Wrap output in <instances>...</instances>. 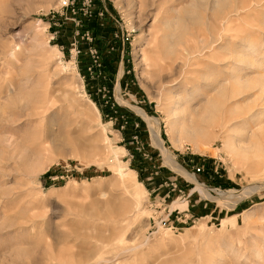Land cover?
Segmentation results:
<instances>
[{
	"label": "rangeland",
	"instance_id": "1",
	"mask_svg": "<svg viewBox=\"0 0 264 264\" xmlns=\"http://www.w3.org/2000/svg\"><path fill=\"white\" fill-rule=\"evenodd\" d=\"M217 1L0 0V264H264V0ZM236 70L244 131L185 138Z\"/></svg>",
	"mask_w": 264,
	"mask_h": 264
},
{
	"label": "bare ground",
	"instance_id": "2",
	"mask_svg": "<svg viewBox=\"0 0 264 264\" xmlns=\"http://www.w3.org/2000/svg\"><path fill=\"white\" fill-rule=\"evenodd\" d=\"M217 2H219V1H217ZM191 12H193V11H191ZM174 19H176V18H174ZM165 22L171 23L170 20H167ZM180 26H181V21L180 20L176 21V23L174 24V32H175V30L179 29ZM184 27L185 26H183V28ZM171 35L175 36L176 33H172ZM171 39H173V38H171ZM251 47H253V49H254L255 46L251 45ZM254 52H255V49H254ZM192 53L193 52L191 51L190 47L186 46L184 49V55L186 56V58H190ZM238 56L243 57L241 59L242 62L249 63L250 65H254L255 63H258V65L263 67V69H264V63H262V62L259 63L258 60L252 61L244 53L243 54L239 53ZM239 72H240V70H236L235 74L232 73V80H234L235 85H237L239 87L238 93L236 95H233V94L228 95V90H229L228 81L216 83V79H212L211 82L208 81L207 82L208 84L205 87L203 86L204 88L197 89V88H195L196 86L189 88L188 90H186V92H184L185 94L180 100L177 99V97L180 95L179 92L170 91L167 98L169 100H172L171 102H173L172 106L170 108V112L175 117L172 120V124L174 126H176V125L180 126V130H181V132L185 138H188L192 142L197 144L198 143L197 139L199 137H205L206 138L210 134L212 135L211 127L214 128L213 133L215 135H218V136H221V133H225V131H227V130H230V131L236 132V133H240V131L243 129V127L236 126L234 124H238L239 122L240 123L242 122L241 123L242 125L246 124L247 119H248V116L246 113H248L249 111H252L253 107H251L248 112H244L243 108L240 107L239 103H235L232 105L229 103L230 99H232L233 97H235L239 94H242L243 93L242 88H246L248 85V80H246L244 78V76L240 75ZM209 91H210V93H212L214 91L216 93V96H213L212 94H208V96H207L206 94ZM260 92H262V93L264 92V79L262 81V87L260 89ZM205 96H207V98L202 99V98H205ZM242 96H243V94H242ZM244 101H247V100L245 99ZM253 101L255 102V100H253ZM250 117L253 120H259L261 117H264V109L260 108L259 110L252 112ZM259 123H261V122H259ZM201 124H206V127L201 126ZM242 131H244V130H242ZM207 140H209V139H207ZM224 141H225L224 142L225 146L228 147L233 152H235L236 154H238L239 152L243 153V154L248 153V151H246L247 150L246 146H245V148H243L241 146V144L239 143V141L236 140V137L227 136V137H225ZM248 149L250 152H252V150H250L251 148H248ZM244 156H246V155H244ZM181 171L184 172L183 169H181ZM119 174H120L123 182L125 183L126 180L128 181V178L131 177V170L124 172L120 168ZM141 205L142 204H140V202H137L138 212L141 211Z\"/></svg>",
	"mask_w": 264,
	"mask_h": 264
},
{
	"label": "built area",
	"instance_id": "3",
	"mask_svg": "<svg viewBox=\"0 0 264 264\" xmlns=\"http://www.w3.org/2000/svg\"><path fill=\"white\" fill-rule=\"evenodd\" d=\"M198 171H201V168H197Z\"/></svg>",
	"mask_w": 264,
	"mask_h": 264
}]
</instances>
